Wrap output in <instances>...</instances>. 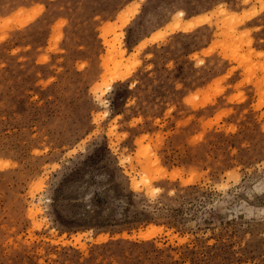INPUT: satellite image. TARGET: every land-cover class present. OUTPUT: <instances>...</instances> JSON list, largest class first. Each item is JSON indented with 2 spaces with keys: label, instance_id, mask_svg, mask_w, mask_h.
Segmentation results:
<instances>
[{
  "label": "rangeland",
  "instance_id": "obj_1",
  "mask_svg": "<svg viewBox=\"0 0 264 264\" xmlns=\"http://www.w3.org/2000/svg\"><path fill=\"white\" fill-rule=\"evenodd\" d=\"M0 264H264V0H0Z\"/></svg>",
  "mask_w": 264,
  "mask_h": 264
}]
</instances>
